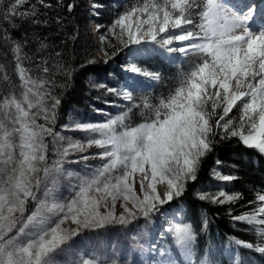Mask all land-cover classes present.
<instances>
[{"label": "snow or ice", "instance_id": "6c2138e0", "mask_svg": "<svg viewBox=\"0 0 264 264\" xmlns=\"http://www.w3.org/2000/svg\"><path fill=\"white\" fill-rule=\"evenodd\" d=\"M25 2L26 0H13L4 19L28 16L29 12L18 11ZM39 2L45 7H51L45 0ZM73 7L74 5L69 4L68 11L71 12ZM92 7L96 10L94 14L99 15V9L104 7L102 0H93ZM195 7H198L195 0H164L163 3L159 0L148 3L145 0L142 5L134 6L113 21L109 31L115 32L119 28L122 37L127 29V39L121 40L125 47L154 45L169 56L180 54L189 57L202 53L204 59L186 77L174 96L166 101L161 100L155 120L120 134H115L113 125L118 120L122 121V117L109 119L107 122L75 124V128L81 131L101 134V138L90 135L87 143L102 148L103 151L97 155L106 160L103 167L80 186L76 197L67 206L68 214L65 219L71 216L78 227L101 228L113 219L111 213L99 215L96 211L98 201L87 196L94 185L97 192L103 193L101 198L111 196L113 205L121 196L124 201L131 203V209L124 207L127 217L121 215L118 218V222L125 224L137 215H143L150 221L152 215L160 212L164 204L181 196L185 183L188 180L195 181L200 158L212 150L213 141L210 136L217 135L210 123L213 116H219L215 125L222 129L221 139L239 136L245 146L264 153V25L258 29L252 27L256 10L251 5L246 6V12L240 11L237 14L222 8L214 0H209L206 10L199 13V24L193 19ZM31 14L34 15L35 12ZM133 14L145 15L143 23L148 27L143 31L139 27L132 30L125 21ZM99 28L100 25H97V30ZM104 39L101 36L102 42ZM20 47L15 44L14 53L18 54ZM105 55L108 56V53L105 52ZM19 61L20 57L17 55V70L24 91L21 97H11L0 103V109L5 110V119L8 121L7 124L0 122V264H54L52 254L65 243L66 237L58 233V226L43 227L45 220L40 215V208L26 218V222L17 228L15 234L4 238L5 232L11 231L19 222L14 214L19 212L22 215L26 200L36 199L32 174L38 171L39 163L46 159L43 133L51 134V129L37 125L35 119L30 117V110L38 108L45 120L54 121L56 109L61 103L58 97L52 96L49 90L43 88L47 81L39 84L33 81ZM42 65L43 71L48 73L47 60H43ZM128 70L149 80L160 78L157 73L135 64ZM245 81L246 89L241 91ZM210 88L214 91H210ZM107 91L122 95L126 101H133V95L127 88L121 91L109 87ZM46 95L52 96L50 105L43 99ZM209 102L211 111L206 107ZM240 105V124L234 126L232 120H225V117L233 107ZM220 107L222 115L216 111ZM161 109L165 110L162 115ZM78 148L79 142L70 144L63 156L67 157ZM80 159L86 160L88 157ZM121 167L122 173L115 174V170ZM48 171L47 168L44 169L45 175ZM137 172L141 174L139 183L142 198L135 194L129 182L130 177ZM214 175L225 182L235 178L230 174L222 175L218 170H214ZM35 179L38 187L39 179ZM101 183L103 188L100 187ZM157 184L166 185L163 194L157 192ZM199 195L201 199L221 204L235 199L224 190H219L214 195ZM259 200L264 201V195L259 196ZM258 212L264 214V207H260ZM81 215L83 219L78 218ZM234 219L264 224V219L257 220L255 216L245 215ZM30 228L35 231H26ZM257 231L264 232L259 228ZM175 233L177 242L190 255L187 242L193 238L191 227L177 226ZM76 234L78 233L74 231L73 235ZM18 235L32 238L24 244L17 240ZM133 240L139 245L137 237L134 236ZM246 246L252 247L251 244ZM144 250L146 249L141 247V251ZM256 250L264 252V247L258 245ZM153 251H159L158 246L154 245ZM83 264H99V261L84 259ZM157 264L174 262L157 261Z\"/></svg>", "mask_w": 264, "mask_h": 264}, {"label": "trees", "instance_id": "16d2710c", "mask_svg": "<svg viewBox=\"0 0 264 264\" xmlns=\"http://www.w3.org/2000/svg\"><path fill=\"white\" fill-rule=\"evenodd\" d=\"M144 2L145 0H102L104 7L99 9V15H95L93 0H45L51 7H45L39 0H26L18 11H27L30 13L28 16L5 20L4 15L13 0H0V103L11 97L19 98L24 91L17 70L19 55V62L27 75L38 84L47 81L43 88L61 101L54 121L35 119L37 125L51 129V134L43 133L47 148L52 143L53 135L65 124L67 116L76 113L93 118L99 117L93 115L97 109L110 110L111 105H106L105 101L113 104L117 99L106 90L109 87L120 89L125 79L122 65L127 59L129 46L125 47L121 43L124 38L116 30L112 32L109 29L119 15ZM152 2L153 0H148V3ZM159 2L163 3L164 0ZM208 2L195 0L198 7L193 9V19L197 24L201 22L199 13L206 10ZM69 4L74 5L71 12L68 11ZM33 11L34 15L31 14ZM93 25L96 26V31ZM97 25H100L99 30ZM96 34L100 38L99 42ZM101 36L105 37L103 42ZM15 44L21 46L18 54L13 51ZM203 59L202 53L193 54L184 57L178 66H170L159 55L135 60L136 66L157 73L160 78L145 91H133V104L129 114L130 124L133 122L131 126L155 120L161 100L166 101L174 96L186 77ZM43 60H47L48 73L43 71ZM95 85L105 87L97 89ZM52 96L43 97L46 104H51ZM206 107L211 111V102ZM164 111L161 109V115ZM216 111L223 114L222 107ZM240 116L238 107H233L225 120L231 119L233 125L238 126ZM218 118L219 116H213L210 121L217 135L210 136L213 141L212 150L200 158L195 181L188 180L182 195L174 197L162 207L165 212L181 209L183 222L191 227L194 235L192 252L196 257V264L204 257H208L211 264H234L224 255L227 248L235 249L241 258L249 256L257 264H264V252L256 250L258 245L263 247L264 244V233L257 231L258 228L263 230L264 224L234 219L245 215L255 216L257 220L264 219V215L258 212L259 196L264 195V155L245 147L236 136L221 139L222 129L215 125ZM0 122L8 123L4 109H0ZM69 168L67 172L77 181L85 173V170L76 165ZM216 169L222 175L230 174L235 178L230 182L221 181L214 175ZM219 190H224L235 199L221 204L200 198L199 194L214 195ZM31 209L28 205L26 212ZM146 228L150 230V225L145 224L140 231L147 233ZM126 231V227H118L106 230V233L112 234L117 246L122 249L118 259L121 258L126 264H138L141 261L140 254L131 251L134 242ZM78 238L84 249L82 263L84 259L92 261L91 254H95L105 257L100 264H110L105 256L106 247L101 245V239L105 238L102 232L79 234ZM247 244L252 247H247ZM55 253L60 259L76 258L74 250L65 245ZM107 254L109 255L108 252Z\"/></svg>", "mask_w": 264, "mask_h": 264}, {"label": "rangeland", "instance_id": "374dc122", "mask_svg": "<svg viewBox=\"0 0 264 264\" xmlns=\"http://www.w3.org/2000/svg\"><path fill=\"white\" fill-rule=\"evenodd\" d=\"M214 2L230 12H237V14H239L240 11L246 12L248 10L246 9L247 5L253 6L256 10V14L254 17V23L252 25L256 26L258 20L257 16L259 15L260 7L263 5L264 0H250L244 5L242 9L236 7L240 0H214ZM144 19H146V16L143 14H133L131 17L126 19L125 23L128 24L132 28V30H136L139 27L140 31H143L148 27V25L143 23ZM93 29L94 31H96V26L93 25ZM116 31L120 36V29L117 28ZM122 37L124 38V40L127 39V29L125 30V33ZM96 39L98 42L100 41V38L97 34ZM153 55H159V57L170 64V66H178V63L184 58V56L180 54L169 56V54L162 52V50H160L159 48H155L154 45H152V47L145 46L141 48H137V46L135 45H129V51L126 57L127 59L125 60V64L122 65L125 79L120 85L121 91H123L125 88L130 90L131 93H133L134 90L145 91L158 82V80H149L146 77L138 76L137 74L128 70L132 64H135V60H144L150 58ZM257 79H259V77H257ZM232 83L234 86L235 82L233 81ZM246 86L247 81H245L244 86L240 90H245ZM94 87L97 89L100 88L99 85H95ZM209 90L214 91V89L211 88ZM106 92L108 91L106 90ZM113 96L117 99L115 103L106 104L111 105L110 110H102L100 112L96 110L93 114L99 117L87 118L84 117L83 114H71L67 116L65 124H63L53 135L52 143L49 148H47L43 140V144L45 145L46 159L45 161L39 163L38 171L32 174L34 177L33 191L36 194V199L29 198L28 200H26L24 206L25 211L22 215L19 212L14 214L18 218L19 222L15 225V227L11 229V231L5 232L4 238L7 239L8 236L15 234L17 228H19L21 224L26 222V218L33 212L37 211V208H40V215L45 220V224L43 225V227L52 228L58 226V233L66 237L65 243L61 246L65 245L71 247L74 250V253H76L75 259H70L68 257L60 259L59 256H55L56 253L54 252L52 254L54 264H83L82 257L84 256V249L80 245L78 236L79 234H91L93 232H102V235L105 236V238L101 239V245H104L106 247L105 256L110 264H112L113 261H115V264H126V262H124L121 258V260L118 259L119 257H121L122 249L117 246L115 238L112 237V234L106 233V230L110 231L118 227H126L127 234L130 233V239L134 242L131 251H137L140 254L141 261L138 262V264H157V261L167 260L173 261L174 264H196V257L192 252L194 247L193 232V238L187 242L188 250H190L191 253L190 255H188L186 250L182 248L177 242L175 227H182L184 225H187L183 222L182 212L180 208L173 209L171 211L168 210L167 212H165V209L161 207L160 212L152 215L150 221L147 220L143 215H137L135 219H130L126 224L120 223L118 222V218L121 215L127 217V213H125L124 207L127 206L129 209H131V203L124 201L123 197L121 196L115 201V204L113 205L111 196L101 198L103 193L97 192L96 186L94 185L92 189L87 193V196L90 199L98 201L96 211L99 215L105 216L108 213H111L113 219L110 222L106 223L103 227L94 229H86L82 226L78 227L76 223H73L71 216H68V218L65 219V216L68 214L67 206L76 197V194L80 190V186L84 184L85 181L92 178L97 170L101 169L106 163L105 159H102L99 155H97L98 153H101L103 149L94 144L89 145L87 143V138L90 135L95 138H101V134L99 132L88 133L85 131H81L75 128V124L84 122H107L109 119L116 120L117 117H122V121L118 120L117 123L113 125L115 134L129 131L133 128L139 127L141 124H144L139 123L137 125L131 126L133 122H131L130 124L131 117L129 116V114L133 101H126L124 100L122 95H117L116 93H113ZM240 107H242V105L238 107L239 113H241ZM30 117L34 119L40 118L41 120H45L44 115L40 113L38 108H33L30 110ZM222 123H224V121H222ZM236 137L239 138V136ZM76 142H79L78 150L71 151L67 157L63 156L64 150L69 148L70 144ZM252 149L257 151L258 153H261L255 148ZM261 154L264 155V153ZM18 155L19 153L17 151L16 156L18 157ZM83 156H87L88 159H80V157ZM75 165L77 168H82V170H85V173H82L83 176H81L80 180L78 181L74 180V177L71 175V173L67 172V170H70L69 166ZM45 168L49 170L47 175H45L44 172ZM57 169L59 170L57 171ZM122 171L123 168L121 167L120 169L115 170V174H121ZM140 175L141 174L137 172L130 177L129 182L131 183L132 189L135 194L142 198L139 183ZM35 178L39 179L38 187L36 186ZM100 187L103 188V183L100 184ZM159 187L165 188L166 185L157 184L156 189H158ZM157 192L160 193L158 190ZM220 199L224 198L220 197ZM258 203H260V207H264V201L258 199ZM28 205H30L32 209L27 213L26 209H28ZM78 218L83 219V216H78ZM145 224L150 225V230H148L149 228L145 229L147 233L140 231V229H143L145 227ZM26 231L34 232L35 229L30 228L26 229ZM74 231L78 234L73 235ZM134 236L138 238L139 245H137V241L133 240ZM16 238L18 241H22L24 244H26L32 237L18 235ZM89 241L91 243V240ZM154 245L158 246L159 251H153ZM141 247L146 250L141 251ZM106 251L109 253V255ZM91 255L92 261H99V264L104 261L103 258L105 257L102 255ZM224 255L229 257L234 262V264H257L254 260L250 259L249 256H243L241 258L235 249L230 250L227 248ZM211 262L212 261L208 257H204L199 261V264H211Z\"/></svg>", "mask_w": 264, "mask_h": 264}, {"label": "bare ground", "instance_id": "6f19581e", "mask_svg": "<svg viewBox=\"0 0 264 264\" xmlns=\"http://www.w3.org/2000/svg\"><path fill=\"white\" fill-rule=\"evenodd\" d=\"M250 0H240V2L236 5V7L242 9L244 7V5L249 2ZM136 15V14H134ZM257 24L256 26L252 25L253 28L258 29L261 25H264V2L263 5L260 7V12L259 15L257 16ZM165 188L159 187L157 190L163 194V192L165 191Z\"/></svg>", "mask_w": 264, "mask_h": 264}]
</instances>
